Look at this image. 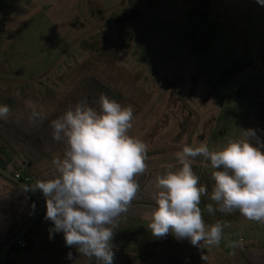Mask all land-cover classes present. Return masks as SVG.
I'll use <instances>...</instances> for the list:
<instances>
[{"label": "rangeland", "instance_id": "374dc122", "mask_svg": "<svg viewBox=\"0 0 264 264\" xmlns=\"http://www.w3.org/2000/svg\"><path fill=\"white\" fill-rule=\"evenodd\" d=\"M0 77V104L20 117L33 107L48 117L83 81L84 90L95 87L92 80L107 85L122 96L121 105L133 107L130 135L143 140L148 153L177 152L200 142L216 150L247 129L264 141V5L257 0H0ZM13 157L30 168L21 155ZM195 160L194 172L207 188L199 205L205 224L226 226L220 246L196 247L186 239L187 259L211 264L223 250L227 262L249 264L239 253L264 251V224L238 211L209 214L206 206L216 207L210 199L214 169L201 157ZM2 191V211L15 210L5 220L16 221L28 205L21 193ZM140 225L153 251L161 238ZM164 250L151 264H179L181 257H163Z\"/></svg>", "mask_w": 264, "mask_h": 264}, {"label": "clouds", "instance_id": "9594fccd", "mask_svg": "<svg viewBox=\"0 0 264 264\" xmlns=\"http://www.w3.org/2000/svg\"><path fill=\"white\" fill-rule=\"evenodd\" d=\"M264 5V0H257ZM99 108L87 98L69 107L51 121L52 137L65 145L63 158L52 160L53 174L37 182L46 201L45 219L53 223L52 233L62 232L67 246L97 264H113L114 229L140 191L136 177L148 169V145L130 135L134 111L101 93ZM11 109L0 104V120ZM29 122L43 119L33 107ZM255 141V144L252 141ZM264 141L254 129L243 130L242 138L229 139L210 150L206 142L185 145L174 153L175 163L164 165L156 176L155 207L148 229L157 238L172 234L191 245L218 246L223 238V222L206 225L199 207L207 188L193 171L197 157L210 162L214 181L207 212L232 214L238 211L249 221L264 224ZM235 247L236 244H230ZM72 259V253H68ZM201 259L206 261L205 255Z\"/></svg>", "mask_w": 264, "mask_h": 264}, {"label": "crops", "instance_id": "0c3cea01", "mask_svg": "<svg viewBox=\"0 0 264 264\" xmlns=\"http://www.w3.org/2000/svg\"><path fill=\"white\" fill-rule=\"evenodd\" d=\"M4 78L0 77V81H3ZM9 101L10 100V96ZM16 105L14 104L13 107ZM1 145V142H0ZM175 152H149L148 155V169L147 171L140 176H137L136 179L140 184L139 193H143L144 198L150 201L153 200V196L155 194V182L156 176L162 175L165 172L164 165L167 163H175L174 154ZM166 157H162V156ZM169 156V157H167ZM197 161L195 160L193 163V171L195 170V164ZM45 166L42 165V168ZM34 168V169H32ZM23 167L20 171L25 174V176L31 175L34 179V183L39 181V173L40 169L38 167ZM32 170L34 173H32ZM35 174V175H34ZM3 189H6L11 193H21L22 201L28 205L24 207V210L19 212L20 216L16 219V221L7 222L5 219L7 217L10 218L11 213L15 211L14 209L7 206L5 211H2L1 204L4 201V198H1L3 193ZM7 193V192H6ZM23 194L19 188L13 185L11 182L3 179L0 176V237L6 235V233L10 229H21L24 226V223L33 216L34 209L33 204L29 200L28 197L23 196ZM11 212V213H10ZM45 214L39 224V226L32 232L30 235L26 236V240L28 242V247L26 249H22L18 246L14 248L10 254L8 262L9 264H97L95 259L89 260L87 257L80 255L77 249L74 246H67L64 241V234L62 232L52 233L50 235V229L54 228V225L51 221L45 219ZM3 216L5 218H3ZM215 217L214 215H212ZM216 219V218H215ZM151 220V213L146 217L144 216L142 219H132L128 217H122L119 221L118 227L114 229V236L112 239L113 251L118 253L119 255H126L130 258V256H135L134 260L131 263L126 264H151V259L155 260V256L157 255L158 249L154 248L153 251L151 248H148L149 240L146 234L143 232H139V227L137 225L142 224V226H147ZM137 222V223H136ZM242 222V221H241ZM4 223L6 225H4ZM216 222H212L214 224ZM224 223V222H223ZM141 226V225H140ZM132 231L130 232V228ZM126 228H128L127 231ZM3 229V231H2ZM5 229V230H4ZM138 229V231H137ZM161 240V239H160ZM240 240L243 241L241 238ZM186 239L184 240H174L169 239L168 244L164 250L165 255L163 257H172L174 253H176L181 259L185 261V264H202L199 259H187V251L188 245L186 243ZM220 246V245H218ZM222 246V245H221ZM243 249V248H240ZM218 252L220 253V249L217 247ZM168 251V252H167ZM239 254H242V258L246 259L250 264L249 259L256 263L255 258L260 257L261 262L259 264H264V256L263 251L259 249H248L242 250ZM72 253V259H68V253ZM163 252V253H164ZM120 257V256H119ZM157 257V256H156ZM170 259V258H169ZM172 259V258H171ZM242 260V259H240ZM176 261V260H173ZM124 264V263H123ZM211 264H234L227 262V253L226 251H221V255L219 254L218 259L213 261ZM257 264V263H256Z\"/></svg>", "mask_w": 264, "mask_h": 264}, {"label": "trees", "instance_id": "16d2710c", "mask_svg": "<svg viewBox=\"0 0 264 264\" xmlns=\"http://www.w3.org/2000/svg\"><path fill=\"white\" fill-rule=\"evenodd\" d=\"M92 82L95 84V87L93 86L86 90L82 88L83 84H85L84 81L83 84H78L60 101L57 108L48 117H43V119L39 120L35 125L31 124L28 119L32 110H30L26 116L21 117L19 112L15 111L6 121L0 120V136L4 140L3 145H0V164L11 170L13 173L21 170L23 165H19L13 157V154H19L24 158L23 164H26L28 167H38L40 169L38 176L39 181L51 178L54 171L52 160L57 156L63 158L65 148L64 143L57 142L53 139V129L50 126L51 121L62 115L69 107L74 106L77 102L84 100L85 98H87L90 106L98 109L99 105L97 101L101 93L106 94L119 103L122 101V96L119 93L113 92L107 85L98 86L97 80H92ZM42 165L45 167L42 168ZM0 176L17 186L19 190L29 198L33 204L35 212L37 209V201L30 196L25 189L20 188L12 180L1 174ZM21 178H25L24 173H22ZM30 183L35 186L37 185L34 181H31ZM154 207V201L147 200L144 198L143 193L138 192L136 198L132 201L130 208L122 217L142 219L144 216L146 217L148 214L152 213ZM41 220L38 222L37 226L32 229L31 233L39 226ZM26 223L27 221L24 224ZM19 230L20 228L12 229L6 233V235L1 236L0 246L2 247ZM168 240V235L161 238L160 249L158 251L162 248H166ZM261 256H264V251ZM131 259L132 257L129 259L126 255L121 256L118 253H115L113 264H126L127 262H130ZM176 260H178L177 263L179 264H185L180 258ZM249 261L250 264H256L251 260Z\"/></svg>", "mask_w": 264, "mask_h": 264}, {"label": "water", "instance_id": "95a60500", "mask_svg": "<svg viewBox=\"0 0 264 264\" xmlns=\"http://www.w3.org/2000/svg\"><path fill=\"white\" fill-rule=\"evenodd\" d=\"M0 174L4 177L12 180L16 183L20 188L25 189L30 196H32L37 201V209L34 212L33 216L28 220L26 224L11 238L9 239L2 247L0 251V262L1 264H9V254L15 248L16 243L28 236L32 229L37 226L38 222L41 220L43 215L46 212V201L42 192L35 188V185L32 183L25 181L22 178H18L15 174L0 164Z\"/></svg>", "mask_w": 264, "mask_h": 264}, {"label": "built area", "instance_id": "2783aa9c", "mask_svg": "<svg viewBox=\"0 0 264 264\" xmlns=\"http://www.w3.org/2000/svg\"><path fill=\"white\" fill-rule=\"evenodd\" d=\"M14 174L18 178H21V176H22V172L20 170L16 171ZM24 180L28 181V182L34 181V179L31 175L25 176ZM16 246H18L22 249H26L28 247V242L26 239L22 238L16 243ZM0 251H1V246H0ZM0 264H1V262H0Z\"/></svg>", "mask_w": 264, "mask_h": 264}]
</instances>
